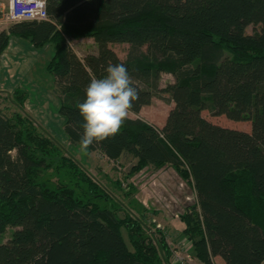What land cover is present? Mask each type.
Listing matches in <instances>:
<instances>
[{
  "label": "trees",
  "instance_id": "16d2710c",
  "mask_svg": "<svg viewBox=\"0 0 264 264\" xmlns=\"http://www.w3.org/2000/svg\"><path fill=\"white\" fill-rule=\"evenodd\" d=\"M45 6V21L0 31V56L10 37L50 46L46 72L69 144L79 146L78 105L91 80L104 77L109 63L123 64L139 93L131 113L160 93L173 107L161 128L126 118L115 136L87 153L110 162L132 157L130 173L190 169L196 201L181 220L196 259L264 264V0H45ZM249 26L252 34L245 33ZM84 37L96 52L79 58L69 41ZM116 44L128 46L122 59L111 49ZM162 74L173 81L159 88ZM203 111L248 129L217 125ZM49 170L67 183L41 179ZM100 198L30 118L0 108V235L14 229L11 242L0 245V264H169L161 255L165 243L156 248L150 240L158 230L120 219Z\"/></svg>",
  "mask_w": 264,
  "mask_h": 264
},
{
  "label": "rangeland",
  "instance_id": "374dc122",
  "mask_svg": "<svg viewBox=\"0 0 264 264\" xmlns=\"http://www.w3.org/2000/svg\"><path fill=\"white\" fill-rule=\"evenodd\" d=\"M8 2L9 0H0V11H7ZM10 25L3 22L0 17V31L7 30ZM252 32L251 26L245 30L246 34ZM69 46L79 58L96 52V46L88 37L71 40ZM127 47L125 44L111 45V49L120 59L124 58ZM47 49L51 52L49 45L35 48L25 39L10 37L0 56V108L7 115L18 110L30 118L35 127L52 138L62 148L63 154L73 159L98 187L101 198L96 202L99 205L115 209L116 215L122 220L128 217L131 222L135 220L144 228L158 230L160 234L154 236L150 233L152 236L149 237L153 246L158 242L165 243L168 251L161 255L167 257V263L202 264L193 254L194 247L184 234V224L181 220V215L196 201L190 169L189 173L187 169L185 173L178 169L177 173L171 166L164 165L158 170L142 168L130 173L135 163L132 157L110 162L98 152L84 154L79 146L69 144L63 131V118L57 112L58 99L53 92L52 77L39 66L34 72L32 69L31 72L22 73L26 62L30 64L40 61L41 54L45 55ZM172 81L170 75L162 74L158 86L164 88ZM23 92L27 94L21 102ZM168 99L167 94H157L152 98L150 105L141 109L139 114H129L128 117L141 119L160 128L161 121L173 107ZM18 102L23 104L22 110L18 108ZM202 116L225 128L241 131L248 129V123H234L224 117H211L206 111L202 112ZM41 179L50 183H67L63 173H57L55 170L43 172ZM13 231V228L8 227L0 235V245L11 242ZM121 232L127 247L131 250L123 226ZM213 264L224 263L220 258H216L213 259Z\"/></svg>",
  "mask_w": 264,
  "mask_h": 264
},
{
  "label": "clouds",
  "instance_id": "9594fccd",
  "mask_svg": "<svg viewBox=\"0 0 264 264\" xmlns=\"http://www.w3.org/2000/svg\"><path fill=\"white\" fill-rule=\"evenodd\" d=\"M102 78H93L85 90L86 99L78 105L84 120L79 149L87 154L90 146L115 136L121 129L139 93L123 64H111Z\"/></svg>",
  "mask_w": 264,
  "mask_h": 264
},
{
  "label": "built area",
  "instance_id": "2783aa9c",
  "mask_svg": "<svg viewBox=\"0 0 264 264\" xmlns=\"http://www.w3.org/2000/svg\"><path fill=\"white\" fill-rule=\"evenodd\" d=\"M3 22L12 24L22 21H45V0H9L7 11H0Z\"/></svg>",
  "mask_w": 264,
  "mask_h": 264
},
{
  "label": "crops",
  "instance_id": "0c3cea01",
  "mask_svg": "<svg viewBox=\"0 0 264 264\" xmlns=\"http://www.w3.org/2000/svg\"><path fill=\"white\" fill-rule=\"evenodd\" d=\"M50 53V54H49ZM19 55H20V51H19V53H18ZM45 55H43V54H41V56H42V58H40L41 60L40 61H36L35 63H30V64H28L27 62H26V64L24 65V66H26L25 68H24V70H23V72L22 73H27V72H31V70L33 69V71L32 72H34V71H36V69H37V66H39V67H42V69L41 70H44L45 72H46V65H47V62L49 61V59L51 58V52H49V49H47V51H46V53H44ZM47 59V60H46ZM28 69V70H27ZM143 109V108H142ZM129 114H133V113H131V112H129ZM134 115V114H133ZM166 116H167V114H166ZM166 116L164 117V119L161 121V124L159 125V127L161 128L162 126H163V124H164V122H165V119H166ZM128 119H131V118H129V117H127ZM136 118V117H135ZM217 258V257H216ZM216 258H214V259H216Z\"/></svg>",
  "mask_w": 264,
  "mask_h": 264
}]
</instances>
